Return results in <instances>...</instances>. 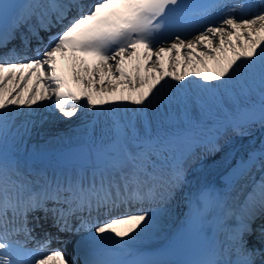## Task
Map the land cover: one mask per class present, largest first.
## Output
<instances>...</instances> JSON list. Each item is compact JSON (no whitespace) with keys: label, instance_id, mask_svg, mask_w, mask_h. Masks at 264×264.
<instances>
[{"label":"snow or ice","instance_id":"6c2138e0","mask_svg":"<svg viewBox=\"0 0 264 264\" xmlns=\"http://www.w3.org/2000/svg\"><path fill=\"white\" fill-rule=\"evenodd\" d=\"M73 118L87 170L64 178L20 156ZM253 125L264 129V0L0 2V264H145L109 245L158 230L192 164L227 176L186 198L211 240L194 264H264V145L236 146Z\"/></svg>","mask_w":264,"mask_h":264},{"label":"bare ground","instance_id":"6f19581e","mask_svg":"<svg viewBox=\"0 0 264 264\" xmlns=\"http://www.w3.org/2000/svg\"><path fill=\"white\" fill-rule=\"evenodd\" d=\"M84 59L87 60L89 65H92V64H94L96 62L95 58L91 57V56L84 55ZM164 64H165V67L167 68V65H168V55L167 54L165 55V58H164ZM181 68L183 70V66H181ZM64 71L65 70H63V74H64ZM69 77H70V80L72 81L73 80L72 79V74H69ZM33 81H35V77H33ZM72 83L73 82H71L70 86L73 88V90L79 92V90L77 89L79 87H76ZM44 103L47 104V101H45ZM59 122L60 121L58 120L56 123H59ZM61 124H65V123H61ZM55 126L56 125H51L50 127L47 126L48 128H50L49 132H48L49 137L46 136V138H44L42 140L39 139V141H36V142H33V143L30 142V143H24L22 145H19L20 148L18 149V151H19L20 156L22 158L26 157L27 153H29L30 151H32L33 148L38 146V147H40L41 150H34V151H40V153H37V154L40 155V158H39L40 161L43 160L44 162H46L47 158H44V155L47 154L49 150H52V148H57V146H58L57 142L59 140H65V139L73 138L75 136V134H77L76 133L77 130H74V129L73 130L71 129V130H65V131L57 132V130H54ZM258 127H259L258 125H253V130L255 129V131L253 132V136L258 134V132L260 131V130H258ZM257 130H258V132H257ZM62 133H63V135L61 136L60 134H62ZM57 135L59 136V139L54 138ZM35 136L36 135L34 134L33 137H35ZM247 140H248V137L243 138L242 141L237 139L236 146L238 147V145H242V144H246L247 145L248 144V143H246ZM66 142H65V144H66ZM68 142H69V140H68ZM72 142H73V140H72ZM34 151H32L31 153H33ZM31 153H29V154H31ZM37 157H38V155H37ZM43 161L41 163H44ZM189 170L193 174H191V176H188V177L191 178V179H189L190 183H189L188 186L186 185L184 187V189H187V191L190 194H192V192L195 189L199 188V185H200V183L202 181H204L205 179L207 180L208 177L211 178V176H213L216 173L218 174L219 173L218 171H220V170H212V171L199 170L197 165H195V164L190 165ZM76 172H78V171H76ZM76 172L73 175H75ZM189 173H188V175H190ZM69 178H72V174L69 176ZM226 179H227L226 174L225 175L219 174L217 182L220 183V184H223V182ZM248 179H249V177H246L245 179L241 180L238 184H236L235 188L232 190V195L236 196L237 199L242 200L244 198V196L241 195V191L243 189L246 188L245 192H247L249 190L250 183L248 182ZM182 194H183V192L178 194L177 198L168 204V206H167V209H168L167 215L161 217L159 229L156 230V231H153L151 234H149L147 236H144V237H142V238L130 243L129 245L133 246L132 248H130L131 250H136V252H139L141 248L155 247L157 244L160 245V243L165 238H167L170 235V233H173L174 231H176L178 229L179 222H180V220L183 217L182 210L185 207L184 199H182ZM35 215L43 216V213L42 212H37V213H35ZM84 215L86 216L87 213H84ZM83 235H89V233H86V234L84 233ZM67 236L68 235L64 236V238H66ZM110 245L114 246L117 249V246H118L117 244H111L110 243ZM52 247H54V248L55 247H60V245L56 244L55 242H53Z\"/></svg>","mask_w":264,"mask_h":264},{"label":"rangeland","instance_id":"374dc122","mask_svg":"<svg viewBox=\"0 0 264 264\" xmlns=\"http://www.w3.org/2000/svg\"><path fill=\"white\" fill-rule=\"evenodd\" d=\"M229 5V4H228ZM182 66V65H181ZM129 69H131V66L129 65ZM181 70H182V68H181ZM77 84V83H76ZM77 87H79V88H77L79 91L83 88V85L82 84H77ZM45 114L47 115V112H45ZM89 117L90 118H92V114H89ZM61 123H65V124H61ZM78 124V125H77ZM54 125H56L55 126V128H54V130H57V132H59V131H65V130H77L76 131V133L77 134H75V136L73 137V138H69V139H65V140H59L58 142H57V148H59L60 146H62L63 144H65V142H66V144H68V143H71L72 142V140H73V142L75 141V140H83V139H87V130L84 128V125L81 123V121L80 120H77L76 118H73L72 119V121H67V122H65V121H60L59 123H55ZM75 125H77L76 126V128H75ZM50 127V126H49ZM78 128V129H77ZM255 128V127H254ZM49 129L50 128H48L47 126L45 127V135L43 136V138H41V137H38V136H35V137H33L32 136V138L31 139H28V140H26L25 141V143H30V142H36V141H39V139H44V138H46V136L47 137H49V134H48V132H49ZM258 130H260V128L258 127ZM258 130H257V132H258ZM255 131V129L253 130V132ZM256 132V133H257ZM61 136L63 135V133L62 134H60ZM251 137H248V140L246 141V143H249L251 140ZM68 140H69V142H68ZM20 147L18 146V149H19ZM34 150H41L40 149V147H35V148H33L32 149V151H34ZM32 151H30L29 153H31ZM35 152V153H34ZM33 153L36 155L37 153H40V151H34ZM29 153H27L26 155H29ZM33 153H31L30 155H32ZM47 153V152H46ZM46 155V154H45ZM31 157V156H30ZM45 158H47V159H49L48 158V156L47 157H45ZM43 161V160H42ZM44 162V161H43ZM43 164V163H42ZM189 174L190 175H188V176H191V174H193L190 170H189ZM246 189V188H245ZM245 189H243L242 191H241V195H243L244 196V193H245Z\"/></svg>","mask_w":264,"mask_h":264},{"label":"water","instance_id":"95a60500","mask_svg":"<svg viewBox=\"0 0 264 264\" xmlns=\"http://www.w3.org/2000/svg\"><path fill=\"white\" fill-rule=\"evenodd\" d=\"M262 145H264V131L259 134L258 137H255L253 139V142L246 146V145H243V146H238V149H240L241 152H243L244 150H250V149H259ZM80 146L81 144L79 145H74L70 150H67V151H61V150H57V151H54L52 152V159L53 158H60V159H67L71 162H74L75 164H80L82 166H88V161L86 159V157L80 152ZM218 176L221 172L218 171Z\"/></svg>","mask_w":264,"mask_h":264}]
</instances>
